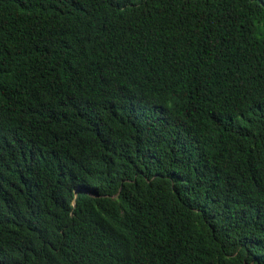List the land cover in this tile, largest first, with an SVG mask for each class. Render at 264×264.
<instances>
[{
	"label": "trees",
	"instance_id": "trees-1",
	"mask_svg": "<svg viewBox=\"0 0 264 264\" xmlns=\"http://www.w3.org/2000/svg\"><path fill=\"white\" fill-rule=\"evenodd\" d=\"M0 264H264V0H0Z\"/></svg>",
	"mask_w": 264,
	"mask_h": 264
}]
</instances>
